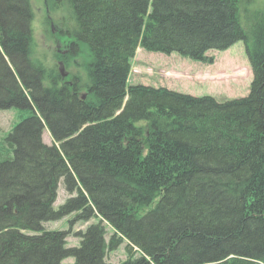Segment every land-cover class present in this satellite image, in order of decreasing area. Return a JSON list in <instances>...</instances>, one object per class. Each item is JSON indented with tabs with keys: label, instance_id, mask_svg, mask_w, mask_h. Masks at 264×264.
Wrapping results in <instances>:
<instances>
[{
	"label": "trees",
	"instance_id": "obj_1",
	"mask_svg": "<svg viewBox=\"0 0 264 264\" xmlns=\"http://www.w3.org/2000/svg\"><path fill=\"white\" fill-rule=\"evenodd\" d=\"M66 4L84 81L30 58L28 0H0V264H264V11L253 0H47ZM242 40L244 97L127 85L136 48L211 62ZM85 97L82 99V96ZM46 129L51 144L42 139ZM69 195L56 209L58 182ZM95 220L74 233L43 223ZM107 228L112 230L108 240Z\"/></svg>",
	"mask_w": 264,
	"mask_h": 264
},
{
	"label": "rangeland",
	"instance_id": "obj_2",
	"mask_svg": "<svg viewBox=\"0 0 264 264\" xmlns=\"http://www.w3.org/2000/svg\"><path fill=\"white\" fill-rule=\"evenodd\" d=\"M28 2L33 14L30 54L32 62L44 69L45 76L51 71L58 73L61 82H70L72 75L79 76L84 81V66L89 61L88 53L84 47L80 48L78 55L71 56L69 53V44L73 39L66 35V31L67 28L72 29L73 25L65 2L59 6L47 0ZM248 7L250 10L263 12L264 0H253ZM206 55L212 58L211 62L195 61L177 53L164 54L137 47L130 60L127 85L164 87L192 96H210L217 101L244 97L248 94L252 70L242 40L224 50H209ZM30 113V109L26 108L0 111V133L9 131ZM42 139L47 144L52 142L46 129L43 131ZM68 196L60 179L53 208L56 209ZM71 219L70 215L58 221L44 222L42 225L46 230L70 229L67 243L69 246H77L79 238L74 233L84 231L95 220L76 221L70 225ZM111 233L112 230L107 228V240ZM124 244L108 251L106 256L108 263L117 264L125 259ZM64 262L73 264L74 260L67 258Z\"/></svg>",
	"mask_w": 264,
	"mask_h": 264
},
{
	"label": "water",
	"instance_id": "obj_3",
	"mask_svg": "<svg viewBox=\"0 0 264 264\" xmlns=\"http://www.w3.org/2000/svg\"><path fill=\"white\" fill-rule=\"evenodd\" d=\"M85 97V95L82 96V99Z\"/></svg>",
	"mask_w": 264,
	"mask_h": 264
}]
</instances>
